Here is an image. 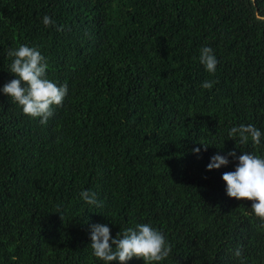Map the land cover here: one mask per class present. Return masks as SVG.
<instances>
[{
    "label": "trees",
    "instance_id": "16d2710c",
    "mask_svg": "<svg viewBox=\"0 0 264 264\" xmlns=\"http://www.w3.org/2000/svg\"><path fill=\"white\" fill-rule=\"evenodd\" d=\"M20 45L67 86L46 124L2 92ZM241 124L259 145L230 139ZM233 150L264 158V0H0V264H105L93 224L160 231L152 264H264V221L222 179L238 160L207 170Z\"/></svg>",
    "mask_w": 264,
    "mask_h": 264
},
{
    "label": "clouds",
    "instance_id": "9594fccd",
    "mask_svg": "<svg viewBox=\"0 0 264 264\" xmlns=\"http://www.w3.org/2000/svg\"><path fill=\"white\" fill-rule=\"evenodd\" d=\"M43 23L49 27L55 22L45 15ZM8 55L14 58L10 72L15 74L17 79L6 83L2 92L21 106L25 115L40 118L41 124H46L53 115L52 106L62 104L67 94V86H57L47 79V60L36 48L20 45L17 49L9 51ZM199 59L206 71L215 73L218 61L210 47L201 49ZM214 83L205 81L202 87L211 90ZM228 135L231 140L238 138L240 144H247L251 139L254 145H259L262 133L254 125L241 124L231 128ZM203 146L206 151L208 146ZM200 151L199 147L193 149L196 154ZM229 157L238 160V164L234 171L225 172L222 176L226 183V194L237 200L251 201L253 213L264 221V158L247 152L237 156L233 150L227 155L217 154L211 157L207 170L227 166ZM80 195L88 204L98 206L95 193L85 190ZM90 240L93 255L105 264H128L133 258L143 259L145 264H152L164 260L171 252L164 235L149 224H138L135 229L128 228L122 235L118 233L114 239L106 224H93L90 226ZM235 255L241 256L239 249Z\"/></svg>",
    "mask_w": 264,
    "mask_h": 264
}]
</instances>
